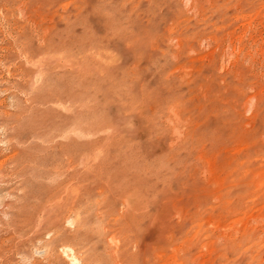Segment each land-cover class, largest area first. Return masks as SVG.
Listing matches in <instances>:
<instances>
[{
	"label": "rangeland",
	"instance_id": "obj_1",
	"mask_svg": "<svg viewBox=\"0 0 264 264\" xmlns=\"http://www.w3.org/2000/svg\"><path fill=\"white\" fill-rule=\"evenodd\" d=\"M0 264H264V0H0Z\"/></svg>",
	"mask_w": 264,
	"mask_h": 264
}]
</instances>
